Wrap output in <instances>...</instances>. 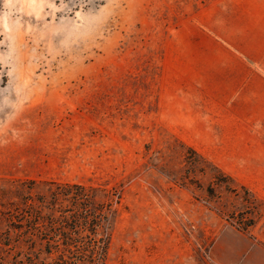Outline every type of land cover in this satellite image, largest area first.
Segmentation results:
<instances>
[{"label": "rangeland", "instance_id": "1", "mask_svg": "<svg viewBox=\"0 0 264 264\" xmlns=\"http://www.w3.org/2000/svg\"><path fill=\"white\" fill-rule=\"evenodd\" d=\"M244 128L264 140V0H0V264H89L20 219L50 182L116 192L101 264H216L264 211Z\"/></svg>", "mask_w": 264, "mask_h": 264}, {"label": "trees", "instance_id": "2", "mask_svg": "<svg viewBox=\"0 0 264 264\" xmlns=\"http://www.w3.org/2000/svg\"><path fill=\"white\" fill-rule=\"evenodd\" d=\"M29 184L33 185L34 181ZM48 185L46 195L28 198L31 203L20 219L30 223L32 236L45 241L47 255L61 248L71 258L101 264L109 244L104 228L113 213L116 192L82 184L50 182Z\"/></svg>", "mask_w": 264, "mask_h": 264}, {"label": "crops", "instance_id": "3", "mask_svg": "<svg viewBox=\"0 0 264 264\" xmlns=\"http://www.w3.org/2000/svg\"><path fill=\"white\" fill-rule=\"evenodd\" d=\"M262 128L241 134V185L264 202V140ZM210 252L216 264H264V211L247 230L221 231Z\"/></svg>", "mask_w": 264, "mask_h": 264}]
</instances>
